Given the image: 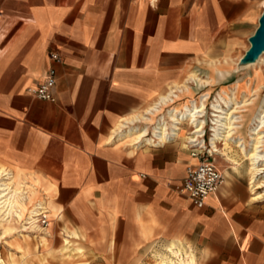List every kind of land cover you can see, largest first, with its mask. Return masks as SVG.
Masks as SVG:
<instances>
[{
  "label": "crops",
  "instance_id": "crops-1",
  "mask_svg": "<svg viewBox=\"0 0 264 264\" xmlns=\"http://www.w3.org/2000/svg\"><path fill=\"white\" fill-rule=\"evenodd\" d=\"M248 15L245 0H0V166L32 185L51 234L72 232L102 264H136L156 244L192 250L196 264H264V208L239 174L246 162L234 169L215 154L223 182L198 208L178 187L201 157L175 138L127 133L170 94L165 103L186 98L177 109L193 99L191 77L215 73L206 63ZM50 66L54 99L44 100L30 89Z\"/></svg>",
  "mask_w": 264,
  "mask_h": 264
},
{
  "label": "rangeland",
  "instance_id": "rangeland-1",
  "mask_svg": "<svg viewBox=\"0 0 264 264\" xmlns=\"http://www.w3.org/2000/svg\"><path fill=\"white\" fill-rule=\"evenodd\" d=\"M245 1L250 4V15H248L243 26H241L238 35H236L235 39L232 42H230L231 43L230 48L228 49L227 47L223 46L222 50H220L219 57L213 59L214 62L212 63L211 60H209L206 63L208 64V66H210L211 69L213 68L212 70H214L215 73L197 74L198 77L207 79L209 83L206 84L205 86L204 84L201 85L196 84L195 86L192 82H191L192 84L191 83L189 84L196 87V89L193 91L192 94L193 96H189V98H193L194 100L198 101V103H200L199 99L201 95H204L206 93L208 94L205 100L206 108L203 111L204 115L202 116V118H205V124H206L205 125L206 141H208L209 133H210L209 123L211 121L210 118L212 113V111L210 110V105H211L210 103H212V101H215L216 98H218L219 94L223 98L228 100V97L232 96V94L234 93L233 95L236 97L237 101H241L243 99V96H245L246 98L255 96L254 99L252 100L253 104L242 106L238 109L237 112L233 114V116L235 117L234 121H236L234 123L235 131L233 133V137L238 138L239 135L241 134L243 139L247 142L249 139L248 138L249 127L251 125L252 126L256 125L255 123L257 122V119L255 116L257 114H261V108L259 106H261L264 101V66L262 65V61H259V63L256 65L244 67V65L249 63L242 64L240 63V60L250 46L249 38L254 34L258 26V20L264 7H262L261 5V0H245ZM223 58H227L228 62L227 63L223 62ZM217 67L221 69L228 68L230 69V73L226 75L224 78L223 77L221 78L218 76L220 74L217 73L216 70ZM237 81L240 82L238 83ZM240 88L241 89L243 88L244 91L240 92L239 90ZM175 93L178 94V91H175ZM171 98L174 101L176 100L177 95L175 97L172 96ZM184 100H186V98L178 99L174 104L166 103V105H162L163 103H160L158 104L160 106L159 112H151L153 114L148 113L145 115L146 117L148 116L151 117L152 119L151 121H148L151 124V126L149 127L150 136H152L151 134L152 126H154V124H156L160 120L159 118L161 116H163L164 118L162 120L166 121L168 123L167 125H169V119H168L169 109L174 107V105L178 104L179 102H183ZM191 100H188L187 104L186 103L185 104L188 105L191 102ZM218 100L221 106L226 107L224 101H221L219 98ZM185 104L183 106H185ZM247 108H249L251 112L247 113ZM255 111L257 114L254 116V118L249 120V118L252 116V114ZM143 122L145 121L143 120L142 122H136V126L141 127ZM180 126L184 129V131L186 130V133H189L192 129L186 120L182 121ZM261 130H264V126L261 127ZM176 139H178V141H180L182 144L184 143L187 144L188 138L184 139L181 137H176L175 140ZM154 140L156 141L155 137ZM171 140L174 139L171 138ZM168 141H170V139ZM218 147L222 148L223 145L219 144ZM259 150H261V153L264 154V141L260 146ZM218 154L226 158V156L223 155L222 153H218ZM217 161H222V159H219L217 157ZM243 162L247 163L248 160H245ZM223 164L226 163L223 162ZM260 164H263V162L260 161ZM216 165L219 167L220 172L222 173L224 167L218 164V162H216ZM228 167L229 165H225V168ZM228 169L227 170L232 173V169L231 168ZM239 174L245 176L248 183L247 175L244 173L242 169H241V173ZM263 175L264 172L259 173L257 179L261 178V176ZM254 190L257 191L259 194H262L261 198H259L257 202L259 205H261L260 206L261 208H264V187L261 188L254 187ZM36 203L37 202L32 203L31 200V207L35 206ZM26 216L20 221V223L16 224V228H14L12 231H5L4 228L0 226V257L4 260L6 264H102L101 261L103 259L99 254L98 250H92L86 244L73 243L75 247L80 248L81 250V252L78 254L73 253L72 255H67L66 253H63L61 251L63 239L64 238L70 239L73 235L72 232L70 231H66V233L64 234L60 232H53L44 244L40 243V238H39L40 233L38 232L37 229V227H39L38 225L39 223L38 224L36 223L37 218H35L36 221L33 222L31 220H26L27 218ZM48 219H49V224L51 225L52 220L51 218H49V216ZM50 225L48 229L51 233ZM21 234H28L30 236V243L32 242L31 247L33 248V250L36 247V249L34 250L35 252L32 250L26 252V254H23L22 250L17 247L16 244L17 241H20L22 239ZM71 241L73 242V240ZM164 249H165L164 244H156L154 248L151 247L141 248L138 252V262L136 264H164L167 261V258L164 261L165 254L166 253L168 254V252L157 253V251H164Z\"/></svg>",
  "mask_w": 264,
  "mask_h": 264
},
{
  "label": "bare ground",
  "instance_id": "bare-ground-1",
  "mask_svg": "<svg viewBox=\"0 0 264 264\" xmlns=\"http://www.w3.org/2000/svg\"><path fill=\"white\" fill-rule=\"evenodd\" d=\"M263 4L264 0H261L262 7ZM259 61H262V65L264 66V54H261L255 62L246 64L244 67L256 65ZM219 74L221 75V72H219ZM191 79L199 85L204 84L205 86L209 83L207 79L198 76H192ZM233 94L228 97V100L219 94L218 98L225 102L226 107L220 105L218 98L210 103V110L212 111L210 118L211 121L209 123L210 133L209 139L205 142V145L207 144V148H209L212 157L216 153H222L225 155L226 159L232 162L234 169L241 166L244 160H248L246 163L247 177L249 178L250 188L254 190V187H264V175L257 179L258 174L264 172V154L259 150L264 141V130H261V127L264 126V101L261 105V114L255 116L257 119V122L255 123L256 125H251L249 127V139L246 142L241 134L238 138L233 137L235 131L234 123L236 122L234 121L235 117L233 114L237 112L240 107L253 104L252 100L255 96L248 98L243 96L241 101H237ZM170 95V97L163 98L164 105H166L165 102L173 101L171 98L172 94ZM207 96V94L201 95L199 99L200 103L194 99L191 100L188 105H186V103L185 106H183L182 110L175 107L169 109V125H167L168 123L166 121L159 120L154 126H152V136H149V127L151 124L148 122L152 119L145 115L137 117L139 120L142 119L145 121L142 126L138 127L133 125L129 128L127 133L132 139L139 141L145 139L148 142H156L154 137H157L158 141L156 143H164L167 140L166 135L171 134L172 138H176L177 136H183L186 139L188 138L187 145H189L190 142L195 141H197V143H202V135L206 127L205 118H202V116L204 115L203 111L206 108L205 100ZM159 107L158 104H155L148 110V113L159 112ZM184 120H186L192 128L190 132L188 131L189 133H186V130L184 131L180 126L181 122ZM219 144L223 145V147H218ZM260 161H262L263 164H260ZM33 194H35V191L33 190L32 185H26L25 183L20 182L15 183L12 172L5 170L0 166V226L3 227L5 231H12L16 228V224L20 223L26 215V220L35 222V218H37V215L39 214V208H46L43 200L38 201L35 206L31 207V198ZM261 195L262 194L257 192V195L254 198H260ZM47 216H49V211ZM36 223L38 224V219ZM49 225L50 224L48 223V226L46 227H42L41 225L37 227L38 232L40 233V243L44 244L51 236L48 229ZM21 237L22 239L20 241H17V243L15 242L17 247L22 250L23 254L32 251L33 248L31 247L32 242L30 243V236L28 234H21ZM35 249L36 247L34 250ZM61 251L67 255L80 253L79 249L75 247L68 238L63 239ZM167 252L168 254L166 253L164 258V261L166 258L167 261L164 264H196L197 258H195L196 255L194 252H192V250H186L181 245L178 247L176 245V248L168 247ZM0 264H6L1 257Z\"/></svg>",
  "mask_w": 264,
  "mask_h": 264
},
{
  "label": "built area",
  "instance_id": "built-area-1",
  "mask_svg": "<svg viewBox=\"0 0 264 264\" xmlns=\"http://www.w3.org/2000/svg\"><path fill=\"white\" fill-rule=\"evenodd\" d=\"M50 59L54 62H60L61 60L56 51L50 53ZM55 84L56 70L53 66H50L43 80L37 86L31 88L30 92L40 99L53 100ZM162 119L163 116L160 117V120ZM151 134H153L152 130ZM205 135L206 130L203 131L202 143H197V141L189 143L188 149L190 150L191 156H200L201 160L197 165L186 170L181 184L178 187V189L184 192L198 208L204 205L206 197L210 193L215 192L223 182V175L217 168L209 148H207V144L205 145ZM166 137L167 141L172 138L171 134H167ZM155 139L158 141L157 137H155ZM47 213L48 211L46 208H39L37 219L39 225L42 227L48 226L49 219Z\"/></svg>",
  "mask_w": 264,
  "mask_h": 264
},
{
  "label": "water",
  "instance_id": "water-1",
  "mask_svg": "<svg viewBox=\"0 0 264 264\" xmlns=\"http://www.w3.org/2000/svg\"><path fill=\"white\" fill-rule=\"evenodd\" d=\"M264 7V4H263ZM250 46L241 58L240 63L255 62L261 54H264V8L258 20V26L249 38Z\"/></svg>",
  "mask_w": 264,
  "mask_h": 264
}]
</instances>
